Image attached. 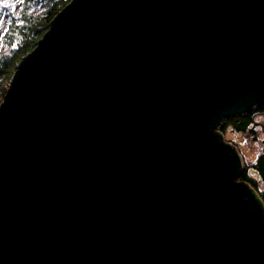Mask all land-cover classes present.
Returning <instances> with one entry per match:
<instances>
[{"label": "water", "instance_id": "water-1", "mask_svg": "<svg viewBox=\"0 0 264 264\" xmlns=\"http://www.w3.org/2000/svg\"><path fill=\"white\" fill-rule=\"evenodd\" d=\"M260 107L264 0H71L0 103V264H264L217 131Z\"/></svg>", "mask_w": 264, "mask_h": 264}, {"label": "trees", "instance_id": "trees-1", "mask_svg": "<svg viewBox=\"0 0 264 264\" xmlns=\"http://www.w3.org/2000/svg\"><path fill=\"white\" fill-rule=\"evenodd\" d=\"M70 2L71 0H54L49 5H46V9L41 15L32 17L25 12L23 14L24 20L21 24L15 26L16 20L14 21V25L12 22L8 24L2 38L4 37L6 39L10 34L16 33L22 37L23 42L10 58H3L0 61V98H3L6 93L4 88L8 86L11 76L15 72L16 64L35 48L39 39L49 29L51 20ZM257 109H259V112H264V107ZM254 122V111L249 115L244 114L232 118H225L218 132L223 135V131L230 125L236 132L250 131L253 130ZM246 168L247 166L243 169L237 180L249 184L264 204V148L256 162L251 166L258 176V180L250 177ZM260 183L263 188L259 191Z\"/></svg>", "mask_w": 264, "mask_h": 264}, {"label": "rangeland", "instance_id": "rangeland-1", "mask_svg": "<svg viewBox=\"0 0 264 264\" xmlns=\"http://www.w3.org/2000/svg\"><path fill=\"white\" fill-rule=\"evenodd\" d=\"M54 0H0V61L3 58H10L19 45L23 42L22 37L16 33L10 34L8 38H2L6 28L10 22L13 23L16 20V25L21 24L24 20L23 14L30 15L32 17L41 15L46 5L50 4ZM8 86L4 88L8 90ZM3 98H0V103ZM254 127L253 130L246 132H236L230 126H227L223 131L224 141L232 144L238 153L242 156L244 161V169L250 177L258 180L256 172L251 166L256 162L258 156L264 148V112H259V109L254 111ZM219 131V129L217 130ZM263 186L259 184V191Z\"/></svg>", "mask_w": 264, "mask_h": 264}, {"label": "snow or ice", "instance_id": "snow-or-ice-1", "mask_svg": "<svg viewBox=\"0 0 264 264\" xmlns=\"http://www.w3.org/2000/svg\"><path fill=\"white\" fill-rule=\"evenodd\" d=\"M21 2H22V0H21Z\"/></svg>", "mask_w": 264, "mask_h": 264}]
</instances>
